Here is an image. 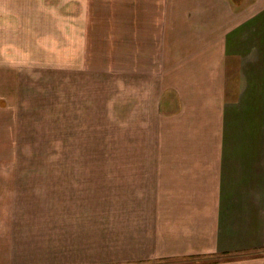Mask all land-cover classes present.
Masks as SVG:
<instances>
[{
    "label": "crops",
    "instance_id": "crops-1",
    "mask_svg": "<svg viewBox=\"0 0 264 264\" xmlns=\"http://www.w3.org/2000/svg\"><path fill=\"white\" fill-rule=\"evenodd\" d=\"M19 31L122 65L117 264H264V0H0Z\"/></svg>",
    "mask_w": 264,
    "mask_h": 264
},
{
    "label": "rangeland",
    "instance_id": "rangeland-1",
    "mask_svg": "<svg viewBox=\"0 0 264 264\" xmlns=\"http://www.w3.org/2000/svg\"><path fill=\"white\" fill-rule=\"evenodd\" d=\"M11 37L0 33L13 61L0 64V264H117L122 153L151 150L123 109L122 65L74 63L68 48L59 63L57 39Z\"/></svg>",
    "mask_w": 264,
    "mask_h": 264
}]
</instances>
